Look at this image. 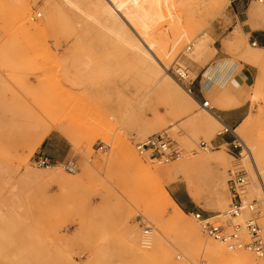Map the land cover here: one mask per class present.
Here are the masks:
<instances>
[{"label": "rangeland", "instance_id": "obj_1", "mask_svg": "<svg viewBox=\"0 0 264 264\" xmlns=\"http://www.w3.org/2000/svg\"><path fill=\"white\" fill-rule=\"evenodd\" d=\"M71 1L75 9L63 0H0V264H209L203 248L229 251L205 237L190 214L224 222L227 179L237 170L245 172L242 197L255 200L264 236L257 159L264 130H235L243 147L235 158L225 145H211L221 126L202 124L197 116L213 113L185 92L200 76H223L232 63L254 65L259 75L247 98L263 105L247 122L264 120V49L251 46L247 34L264 30V0H225L224 8L217 0ZM225 91L207 95L208 106H221ZM163 131L181 151L178 160L138 154L136 144ZM51 133L67 142L64 163L73 171L33 163ZM133 153L151 168L185 164L157 180L199 233L194 256L184 252L181 233L160 225L170 211L152 207L149 191L160 185L139 175ZM144 227L151 229L148 247Z\"/></svg>", "mask_w": 264, "mask_h": 264}, {"label": "built area", "instance_id": "obj_2", "mask_svg": "<svg viewBox=\"0 0 264 264\" xmlns=\"http://www.w3.org/2000/svg\"><path fill=\"white\" fill-rule=\"evenodd\" d=\"M235 1L263 2V0H231V3ZM39 16L40 14H36V17ZM251 46L255 47L256 43L252 41ZM189 49L190 46L186 48V51H189ZM177 75L182 80L187 78L182 77L180 71L177 72ZM190 86L191 84L185 87V91L193 98ZM199 105H202L205 109L211 110V107H209L208 103L205 101L199 103ZM220 126L221 130L216 133V137H222L223 135L233 133V130L229 127L225 125ZM197 147L202 151L209 150L204 142H199ZM233 147L235 148L238 146ZM99 149H101V147H99ZM135 150L138 154L156 160L159 163H168L173 160H178L181 156V151L177 147L171 134L167 131L147 137L144 141L135 145ZM238 155H240V153H238ZM33 163L42 168H49L53 165V162L42 154H37L33 159ZM63 168L67 171H73L75 166L72 163L66 162ZM244 184L245 172L237 170L229 173L227 179L229 204L223 215L224 222H211L210 220L212 218L205 217L198 212H192L190 215L205 237L223 245L228 251H245L264 261L263 230L257 222L258 212L255 208V200L246 201L242 197ZM244 215L245 218L239 223L238 221ZM150 234L151 229L149 227H144L141 240L142 246L148 247Z\"/></svg>", "mask_w": 264, "mask_h": 264}, {"label": "crops", "instance_id": "obj_3", "mask_svg": "<svg viewBox=\"0 0 264 264\" xmlns=\"http://www.w3.org/2000/svg\"><path fill=\"white\" fill-rule=\"evenodd\" d=\"M247 34L251 38V42L256 43L257 48L264 49V30H248ZM258 75V69L254 65L240 62L236 64L232 63L223 76L218 74L215 78L211 79H203L204 76H200L191 87L193 98L197 103L207 102L205 98L207 95L214 97L220 89L226 88L225 100L220 103L221 106L211 108V112L220 125L229 127L233 130V133L216 138L211 145H225L232 151V156H235V158L236 156H240L238 153L243 148L240 143V146L235 144L237 141L235 130L240 127L244 128L245 126H252L251 129L264 130V120L247 122L248 117L255 116L258 107L263 105L262 102L252 103L247 98L252 96L251 92L256 85ZM43 140L40 142L41 145L39 144L41 148L40 154L44 155L54 164L64 163L68 159V144L59 134L51 133ZM54 146L56 147L55 149L53 148ZM233 146L238 147L234 148ZM237 151L239 152L237 153ZM261 152L262 154H260ZM257 159L262 164V172L264 174V145L261 149L258 147ZM250 163L259 178V173L251 159ZM259 182L261 183V190L264 193L262 182L260 180Z\"/></svg>", "mask_w": 264, "mask_h": 264}, {"label": "bare ground", "instance_id": "obj_4", "mask_svg": "<svg viewBox=\"0 0 264 264\" xmlns=\"http://www.w3.org/2000/svg\"><path fill=\"white\" fill-rule=\"evenodd\" d=\"M63 2L65 3V5L67 4L69 8L70 7L72 9L76 8L74 1L63 0ZM217 3H218L219 8H224L226 5L225 0H217ZM116 37L119 38L118 35H116ZM144 48L147 49L145 47V45H144ZM257 50L260 51L262 49L257 48ZM139 54L142 56V58L145 62H148L150 60L149 55H147L145 52L139 51ZM160 69L166 70L167 68L162 67ZM180 74L182 75V77H187V75L184 73V71L183 72L180 71ZM180 89H181V87H180ZM197 105H199V103H197ZM199 107L203 111L207 110L202 105H199ZM197 118L199 119V121H201L202 124L207 123L209 121H214V122L218 123L216 117H214L213 114H210V112H209V118L205 117V116H197ZM42 138L43 137H41L39 139L38 144L42 140ZM248 156H249V154H248ZM131 161L134 164V166L140 172L142 171L140 174L138 173L140 176L144 175L145 180H147V179L152 180L153 178H155V180H156L155 182H157L159 185H160V183L158 182V180L160 181L161 179H164L165 177L169 178L171 175H173L176 172H178L179 170L183 169V167L185 165V164L184 165L178 164L176 166H169L167 169L165 168L164 170L162 168H151L150 166L143 165L134 153L131 157ZM153 187H156V186H153ZM149 192H150V200L149 201H150L153 208H155L160 213L170 211L169 216H167V218L165 220H163V221L160 220V222H161L160 225L161 226L162 225L163 226H166V225L170 226V227L176 229L179 233H181L183 235V240H184L183 241L184 252L187 255L194 256V253H196L195 252V246L197 247V244H196L197 240L196 239L199 238V233H198L197 229L195 228V226L190 222V220L186 219L187 217L185 218V213L183 212V210L175 203V201L171 198V196L164 190L162 185H160L158 187L157 191H155L153 189V191L150 190ZM192 196L194 197L193 194H192ZM218 207H221L220 204H218ZM155 245H157V247L159 248L161 245V240L155 239ZM202 251H203L205 257L207 258L209 264H263L261 261H256L250 255L237 253L235 251L234 252L229 251V252H231V253H229V252L225 251L223 248H220L218 246L203 248Z\"/></svg>", "mask_w": 264, "mask_h": 264}]
</instances>
